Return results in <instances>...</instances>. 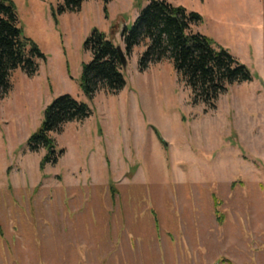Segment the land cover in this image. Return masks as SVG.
Segmentation results:
<instances>
[{"label":"rangeland","instance_id":"374dc122","mask_svg":"<svg viewBox=\"0 0 264 264\" xmlns=\"http://www.w3.org/2000/svg\"><path fill=\"white\" fill-rule=\"evenodd\" d=\"M11 1L45 58L0 99V264H264V0L183 1L201 16L192 32L252 77L213 106L168 59L140 71L146 43L125 56L120 91L83 94L84 40L96 29L124 54L121 31L150 0L63 13L61 0ZM63 94L91 114L50 134L57 161L41 167L47 151L27 140Z\"/></svg>","mask_w":264,"mask_h":264},{"label":"trees","instance_id":"16d2710c","mask_svg":"<svg viewBox=\"0 0 264 264\" xmlns=\"http://www.w3.org/2000/svg\"><path fill=\"white\" fill-rule=\"evenodd\" d=\"M61 1L59 13L77 11L85 0ZM110 1L102 0L104 7ZM200 21L201 16L196 12H187L164 0H150L131 28L122 29L121 37L125 56H129L135 46L146 43L138 61L140 71L150 63L168 59L193 98L213 106L229 85L250 82L252 77L249 70L229 52L216 48L212 39L192 32L191 25ZM83 47L91 55V60L82 66L81 72L80 87L86 98L92 99L99 89L108 94L120 91L125 80L118 47L96 29L84 40ZM44 58L39 47L22 35L15 4L11 0H0V99L11 90L12 72L19 69L31 76L37 71L36 61ZM90 114L86 104L68 94L56 97L46 106L40 128L27 140L29 151H47L41 167L57 161L55 143L50 134L60 133L65 124L81 122ZM62 153L60 150L58 155Z\"/></svg>","mask_w":264,"mask_h":264},{"label":"crops","instance_id":"0c3cea01","mask_svg":"<svg viewBox=\"0 0 264 264\" xmlns=\"http://www.w3.org/2000/svg\"><path fill=\"white\" fill-rule=\"evenodd\" d=\"M127 1V0H126ZM167 2H169V3H171L173 6H175V7H183V1L184 0H166ZM85 2V1H84ZM85 4H87V3H85ZM110 6H111V3H110ZM184 8V7H183ZM136 17H137V14L136 13H134V20L136 19ZM121 21H122V24L124 23V19H123V17L121 16Z\"/></svg>","mask_w":264,"mask_h":264},{"label":"water","instance_id":"95a60500","mask_svg":"<svg viewBox=\"0 0 264 264\" xmlns=\"http://www.w3.org/2000/svg\"><path fill=\"white\" fill-rule=\"evenodd\" d=\"M118 52H119V57H120L122 67L125 68V66H126L125 55L123 54V52L121 51V49L119 47H118Z\"/></svg>","mask_w":264,"mask_h":264}]
</instances>
